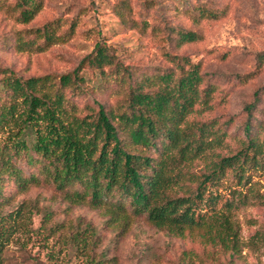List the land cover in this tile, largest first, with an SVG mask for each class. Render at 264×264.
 Returning <instances> with one entry per match:
<instances>
[{"label":"rangeland","instance_id":"1","mask_svg":"<svg viewBox=\"0 0 264 264\" xmlns=\"http://www.w3.org/2000/svg\"><path fill=\"white\" fill-rule=\"evenodd\" d=\"M16 1L0 0V70L11 69L24 78L59 75L74 69L99 42L108 46L116 60L130 71L127 75L116 73L114 67L106 68V79L102 81L96 70L84 67L82 89L66 92L77 114L92 112L96 102L115 109L125 101L127 83L140 75L173 71L174 66L162 54L167 50L199 62L215 88L211 110H196L188 120L215 119L222 125L226 131L223 147L219 148L222 155L234 154L246 140L245 106L252 103L256 106L250 113L251 130L264 141V64L258 67L255 62L256 54L264 51V0H127L130 11L126 10L124 21L115 13L123 0H41L40 10L26 23L17 19L18 10L12 8ZM200 6L217 12L218 17L195 22ZM51 21H56L57 34L62 39L36 49L44 41L35 37L34 29ZM173 29L194 30L202 38L176 47L167 39L174 35ZM30 40L34 41L30 49L18 50L20 44ZM177 72L174 70L176 77ZM1 78L0 71V103L5 99ZM258 89L256 98L254 92ZM6 134L0 129L3 225L12 224L9 213L18 207L21 210L14 222L15 230L0 253V264H264L261 167L249 173L246 185L236 183L237 167L227 170L214 187L221 195L216 211L209 213L202 227L176 237L148 223L145 215H135L126 200L119 206L118 193L108 196L106 204L99 207L68 199L65 191H81L82 185L59 189L49 173L52 166L48 160L38 158L31 149L15 154ZM26 139L30 142L32 137ZM130 149L157 157L153 149ZM205 160L201 156L189 159L181 164V171L187 172L185 176L196 174L205 166ZM12 169L28 180L25 187L17 183ZM181 182V191L195 186L187 180ZM231 189L242 192L241 196L247 194V199L228 211L222 204L232 199ZM209 208L205 206L202 211ZM225 215L240 241V253L232 259L229 251L211 243L215 236L223 234ZM79 234L88 236L85 248H76L74 238Z\"/></svg>","mask_w":264,"mask_h":264},{"label":"trees","instance_id":"2","mask_svg":"<svg viewBox=\"0 0 264 264\" xmlns=\"http://www.w3.org/2000/svg\"><path fill=\"white\" fill-rule=\"evenodd\" d=\"M41 5V0H17L12 8L18 10L17 19L26 23L38 13ZM198 9L195 22L218 17L217 12L204 6ZM126 10L130 11L127 0L121 1L115 9L122 21ZM57 28L56 21L35 28V37L44 41V45L35 46L36 49L42 50L62 39ZM171 32L174 35L167 39L176 47L202 38L194 30L173 29ZM33 45L34 41L30 40L28 44H20L18 50L30 49ZM162 54L178 71L177 77L174 70L140 75L139 79L127 83L125 101L115 109L96 102L95 110L85 114H77L74 103L66 96L68 90L82 89L84 67L96 70L102 81L106 79V68L114 67L116 73L131 74L105 44L97 42L74 69L59 75L48 73L24 78L11 69L1 68V90L5 99L0 103V129L7 133L15 154L31 149L38 158L48 160L52 166L49 173L59 189L81 184V191H65L64 195L73 202L99 207L106 204L108 196L118 193L119 206L126 200L135 215H145L146 221L154 227L172 236L184 237L202 227L209 213L216 211L221 195L214 187L221 183L227 170L237 167L236 183L246 185L252 170L264 169V141L251 130L250 113L256 106L252 103L245 106L248 113L244 124L246 140L234 154L222 155L219 148L223 147L226 137L222 125L215 119L188 120L194 111L202 113L212 108L210 101L215 88L207 80V74L201 71L199 62L185 55L167 50ZM255 62L258 67L264 64V51L256 54ZM259 91L254 92L256 98ZM27 136L32 137L30 142ZM131 147L153 149L157 157L133 153ZM196 156L206 158L205 166L196 174L185 176L187 172L181 171V164ZM11 173L18 184L26 186L28 180L22 178L19 171L12 169ZM186 180L189 185H195L193 190H180V187L184 189L181 181ZM176 185L178 187L174 188ZM231 194L232 199L222 204L228 211L247 199V194L241 196L242 192L236 189H231ZM205 206L210 208L202 211ZM20 210L18 207L8 214L12 220L9 226L3 225V216H0V253L15 230L14 222ZM222 225L223 234L215 236L211 243L229 251L232 259L241 249L237 230L226 215ZM74 239L76 248L89 244L87 235L79 234Z\"/></svg>","mask_w":264,"mask_h":264}]
</instances>
